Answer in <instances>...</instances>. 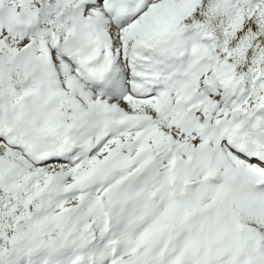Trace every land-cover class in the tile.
Segmentation results:
<instances>
[{
	"label": "snow or ice",
	"instance_id": "obj_1",
	"mask_svg": "<svg viewBox=\"0 0 264 264\" xmlns=\"http://www.w3.org/2000/svg\"><path fill=\"white\" fill-rule=\"evenodd\" d=\"M0 264H264V0H0Z\"/></svg>",
	"mask_w": 264,
	"mask_h": 264
}]
</instances>
